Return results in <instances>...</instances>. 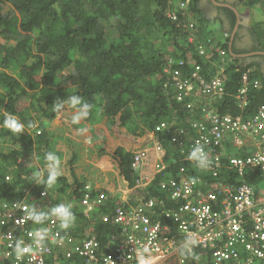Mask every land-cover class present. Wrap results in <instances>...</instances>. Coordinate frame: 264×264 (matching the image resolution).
<instances>
[{
  "label": "trees",
  "instance_id": "16d2710c",
  "mask_svg": "<svg viewBox=\"0 0 264 264\" xmlns=\"http://www.w3.org/2000/svg\"><path fill=\"white\" fill-rule=\"evenodd\" d=\"M181 2L185 0H0V202L22 198L26 190L31 193L30 199L48 191L49 209L60 203L73 205L76 221L66 234L81 239L92 231L102 244L100 254L111 251L115 242L110 238L118 226L103 222L102 217L113 218L119 200L116 195L95 205L90 216H86L81 202L89 183L87 175L76 174L74 166L71 169L73 184L63 175L53 187L46 188L35 183L33 173L45 166L44 154L47 152H54L62 160L64 151L56 149L55 133L50 128V123L61 113H54L52 105L57 99L79 94L93 108L86 120L72 125L77 131L88 126L86 124L91 125L97 141L95 158L109 155L124 180L134 187L137 175L132 168V153L121 146L112 152L107 150L105 130L115 136L117 131L124 129V133L142 137L153 132L162 121L177 125L185 122L187 128V119L191 118L189 110L180 105L171 89H164L163 80L159 78L170 57L168 43L177 51L176 57L193 56L208 78L228 73L223 82L224 93L209 97L220 114L242 115L245 119L257 114L264 101V55L238 58L231 55L236 12L232 8L218 7L220 14L209 18L201 0H193L187 14L194 13L199 28L194 42L189 43L190 32L179 20L174 21L167 15L169 9L173 11ZM241 2L249 9L264 4V0ZM215 20L227 22L230 37L225 44H220L225 55L214 53L212 44L206 43L207 51L201 56L197 48L202 41L213 39L208 24ZM241 33L242 30L236 33L234 54L264 52V21L250 27L251 40L242 42ZM219 41L222 43L220 38ZM247 73L248 85L244 81ZM255 80L262 83V88L254 87ZM245 87L248 104L240 109L237 96ZM5 112L16 115L25 124L22 134L12 133L3 126ZM63 112L72 116L74 110L65 108ZM29 123L34 126L27 127ZM98 124H104V128ZM67 136L58 135V143L63 141L73 146L70 157L73 165L80 160L81 150L74 147ZM178 142L173 144L171 135L162 133L157 140L145 143V151L154 150L155 145L165 149L158 152L159 162L166 158H174L176 162L137 198L144 203L153 199L155 207L147 209V214L169 224L171 218L164 211L178 212L181 201L171 200L168 192L161 189L164 181L179 177V170L184 166L185 176L201 178L205 191L212 190L217 180L209 170L197 168L195 162L188 159L189 155L186 161L190 163L183 161L182 151L188 143L183 136ZM34 153L40 156L39 162L34 159H31L33 165L19 162L21 157L31 158ZM223 162L218 179L232 185H251L259 195H264V180L257 170H247L245 177H240L229 168L227 159ZM9 175L12 178L7 181ZM90 196L93 198L95 194ZM134 200L131 197V201ZM195 254L199 259L186 258L188 264L203 262L201 258L205 257L199 251ZM79 262L74 260L76 264Z\"/></svg>",
  "mask_w": 264,
  "mask_h": 264
},
{
  "label": "built area",
  "instance_id": "2783aa9c",
  "mask_svg": "<svg viewBox=\"0 0 264 264\" xmlns=\"http://www.w3.org/2000/svg\"><path fill=\"white\" fill-rule=\"evenodd\" d=\"M195 36L189 40L193 42ZM221 55L225 51L216 49ZM200 53L204 54L205 49L200 47ZM177 63L176 68L166 67L164 73L166 86L170 84L176 88L177 99L185 101L193 93L202 96H213L217 93H224V80L228 73L208 78L203 74V67L191 58V63L181 60L172 61ZM188 65H191L189 67ZM245 84L248 85L249 76L244 75ZM254 87L259 88V81L254 82ZM247 87L243 88L238 98L246 104ZM192 108L191 104L187 105ZM204 124H195L200 132L191 143V149L197 143L204 147L209 153L212 165L208 169L216 183L213 189L205 191L201 186V178L186 179L184 177L170 180L162 185V189L168 192L173 201L179 202L186 199L178 212H167L166 216L171 218V224L163 219L154 220L147 214V209L155 207L154 201L139 208H116L113 218L102 217L103 222L123 226L124 238L120 239L117 234L112 240L115 247L107 253H101V242L93 233L78 240L56 229L55 218L43 225L50 230L51 235L60 233L63 243H57L49 239L46 241L47 252H29L23 258L17 260L12 250L14 248L17 229L22 231V238L25 244H32L30 233L41 227L34 225L27 219L28 207H20L18 204L10 206L4 204L0 210V248L6 239V247L0 249V260L10 259L12 264H47L52 259V264H61L60 259H72L75 256L86 264H170L174 256L179 257V246L190 234L197 240L193 251L200 252L203 262L201 264H264V196L256 193L254 187L248 184L232 185L221 178L223 162L218 152L222 142L228 134L233 135L237 146H243L242 135L254 137L258 144L257 150L247 156H235L229 158V168L234 170L240 177H244L247 170L258 171L264 179V101L260 104L257 114L244 119L242 116L231 114H220L214 107H204ZM163 127L165 125L163 124ZM177 139L175 138L174 141ZM147 154L141 152L136 157L135 166L142 165ZM158 172L164 167L157 164ZM184 172V168L181 169ZM141 185V183H139ZM101 201L105 196L100 197ZM101 203V202H98ZM84 204L90 209L93 205L90 195L84 199ZM21 210L22 215H17ZM163 214V213H162ZM9 224L10 229L3 230L2 227ZM35 226L30 228L29 225ZM132 230L129 231L128 230ZM60 237L56 239L59 240ZM180 264H188L186 258H180Z\"/></svg>",
  "mask_w": 264,
  "mask_h": 264
},
{
  "label": "clouds",
  "instance_id": "9594fccd",
  "mask_svg": "<svg viewBox=\"0 0 264 264\" xmlns=\"http://www.w3.org/2000/svg\"><path fill=\"white\" fill-rule=\"evenodd\" d=\"M203 1L204 0H201V4ZM222 1H224V0H215V2L226 5V6L217 5V3H215L213 0H208L209 5L213 9L215 8L217 12L211 13V12L206 11L207 16L209 18H215L217 15H219L220 13L218 12V7L232 8L234 11L236 10L238 13V14L236 13L237 14V23L239 25L237 32L239 30H242V33L240 34V36H242V39H244L245 37H249L250 36V27H252V26H249V28L245 26L244 22H245L246 18L239 11L237 5L239 3L240 5H238V6L240 8H241V6L245 7V10L247 11L248 19H250V18L254 19L253 14H255L256 12H261L262 16H264V4L262 5L261 11L254 12L256 7L261 6L260 4L249 9L244 5L243 2H241V0H228L226 2H222ZM237 1H238V3H236ZM242 1H244V0H242ZM193 3H194L193 0H185V2H181L179 5L176 4L174 6L173 11L169 9V11L167 13V15L172 20H174V21L179 20L180 23L182 24V26L184 27V29L190 32V35L188 37L189 43L194 42V41L190 42L189 38L192 35H194L196 38L197 37V30L199 28L194 13H192L191 15L187 14V11L190 9V7H191V5H193ZM258 16H259V18H255V20L253 21L254 25H257V23H259L260 21H264V17H261L260 14H258ZM212 23H214L216 25L217 24L221 25L220 27L222 29V36H223L224 40L220 39L222 41V43H219L220 42L219 38L214 35L213 39H210L209 41H202L197 48L198 54L201 56H205V53L204 54L200 53V47H203L205 49V52H206L207 51V47H205L206 43L212 44V47H214V50H215L214 53H216V54L218 53V55L223 56L219 52H216V49L220 48V44H225L226 40L229 39V37H230V34L227 33V30H228L227 22L222 23L221 20H215V21L211 22V24ZM237 23H236L235 27L237 26ZM241 26H243V29H241ZM234 30H235V28H234ZM235 36H236V34H235ZM231 39H232V36H231ZM230 44H231V42H230ZM171 46H172L171 44H169V43L167 44V50H169V53L170 52L171 53L169 54L170 57L168 58L167 65H165V67L163 68V71L160 74L159 78H162V80H163L164 89H166V91L171 89V91L174 94L175 99H177L176 88L170 84H167V86H166L167 75L164 73V70L166 67L176 68L177 63L176 64L172 63V61H174V60L175 61L184 60V61L188 62L189 64H192L191 58H193V56H189L187 54L186 58L176 57V55H174V54L177 51L174 48H170ZM220 49L224 51V49H222V48H220ZM256 52H258V51H256ZM249 53H253V52L250 51ZM181 54H179V55H181ZM207 59H209V56H207ZM196 62L198 63V61H196ZM188 66L191 67V65H188ZM249 73H250V71H249ZM255 81H259V80H255ZM254 82H253V85H254ZM259 83H260L259 88H262V83L260 81H259ZM238 96H237L238 106L240 109H244L248 104L247 96L245 95L246 96V104L245 105H243L242 100L240 98H238ZM210 99L211 98H209V96H202V95H199L198 93L191 94L190 97L187 98L185 101H179L177 99V101L180 103V105L183 108L189 110V112H190L191 118L187 119V123H188L187 128L185 127V122H180L177 125V124L169 122V121H165V122L162 121L156 125L155 130L153 132H151L145 136L138 137V138H143V139H141L143 142L139 145L134 146L133 149H131L132 147L128 148L124 145H118L117 146V147H119V146L124 147L127 151L131 152L133 155L132 168L134 170V173L137 175V179H136L134 187H130V185L124 180V177L121 175V172L118 169V167L116 166L115 161L112 160V158L109 155H106L100 159L95 158L96 156H94V155L89 156L86 160H89V159H92V160L95 159L96 160L95 162H92V165H90L96 174L97 173H103L102 169L104 170L105 167L108 165V163H110L111 165H114L116 167L115 170L117 171V173L119 174V176L122 179L120 180L121 181L120 185L116 183V187H115L112 185V183L111 184H103L104 188H102V187L96 188L93 185L94 182L89 181V183L86 185V187L84 189V191L86 193H85V196L81 202V206H83L85 209V215L90 216L91 212L94 210V209L89 210V207L84 204V199L86 198V196L91 195V194L92 195L95 194V196L93 198L90 196L93 205L102 204L104 201H106L107 199H109L111 197L110 195L114 194L119 199L117 201L116 208L123 207V208H128V210L132 209V208H139V206H141V205H146L150 201H154L153 199H151V200L144 203L143 201L139 202V200H137V198L140 196V194L142 192L147 191V188L153 183L154 179L157 176L163 175L164 171L169 169L172 166V164L174 163V158H170V159L166 158L164 163H161L157 160V157L155 156L156 151L155 150L145 151V144H143V143H146L145 141L148 142L151 139L157 140L159 135L162 133H169L171 135V142L173 144L179 143L178 141L183 136L184 139L187 141L188 145L182 151V156H183L182 160L186 161V156L189 155L188 159L195 162L197 168H199L200 170H208L212 165V160L210 159L209 153L206 152L204 150V147L201 146L199 143H197L195 146H193L192 149L190 147H191V143H193L194 140L197 137L199 138V136L201 135L200 132L195 128V124L196 125L204 124L205 117H204V113L202 112L203 108L204 107L213 108V106L210 102ZM188 104H191L192 108H188V106H187ZM65 108H69V109L74 110V112L71 116V123L72 124H79L81 121L86 120L89 117L90 112L93 108V105L91 103L87 102L86 100H84V98L82 96H80L79 94H72L70 96H67L65 99H57L54 102V104L52 105V111L54 113L65 114L66 112H63V110ZM240 116H242V115H240ZM163 124L165 125V127H163ZM3 126L8 128L12 133H15V134H22L25 131V124L22 123L16 115H14L12 113H8V112H5L4 120H3ZM33 126L34 125L31 123H29L27 125V127H29V128H31ZM90 127L92 128V126H90ZM79 131L81 134H85L88 132V128L82 127L79 129ZM106 131L107 130H105V136L107 137V139H106L107 141H105L106 142L105 144L107 145L108 144V138L110 136L116 137L117 133L115 136L110 135V133L108 135L106 133ZM122 131L123 132H118V134H124L125 130L123 129ZM175 138L177 139L176 141H174ZM233 138L234 137L231 134L226 135L224 141L222 142V146L224 143L229 142L230 139H233ZM242 139L244 141V145L246 143L252 149V153L245 154V155L242 154V155H237V156H247V155L253 154L257 150V144H258L257 140L254 137L246 136V135H242ZM59 144L60 143L57 142L56 149L59 150L60 152H62V150L59 147L60 146ZM67 145H69V144H67ZM244 145L242 146V148L244 147ZM68 148L70 149L68 151V153H71V155H72V148L73 147L68 146ZM221 149H222V147H219V149H218L219 153H220ZM161 151H165V149L162 147ZM141 152H145L147 154V158L145 161L142 159V165L140 167L135 166L136 157ZM71 155H70V157H71ZM220 155H221V161L223 162L225 157L221 153H220ZM70 157L68 159V164L71 166V168L74 167L75 165H78V162L81 161V160H78L76 163L74 162L73 165H71L70 164V160H71ZM230 158H232V157H230ZM31 159H34L37 162H39L41 158L39 155L34 153L33 156L31 157ZM225 159H227L228 165H229V162H230L229 158H225ZM19 162L27 164L23 159H20ZM44 162H45V166L40 168L39 170L35 171L33 173V177H34L35 183L37 185H43L46 188H51L56 184L58 178L64 175V172L62 169V161H61V158L58 155H56L54 152H47L44 154ZM186 162H188V161H186ZM188 163H190V162H188ZM157 164H160L164 167L163 169H161L160 172H158V169L155 168V166ZM223 164H224V162H223ZM182 168H185V166L180 168L179 177H177V178L170 177V179L164 181L162 183V185L164 183H167L170 180L179 179L182 177H184L186 179H190V178L185 176V174H184L185 169H184V172L181 171ZM150 171L152 172L151 176L148 175V173ZM110 172H112V171H110ZM109 173L107 171L108 177L110 175L113 176L112 173L116 174V172H112L110 174ZM118 174H116V176ZM87 175L89 177H93L92 173L87 174ZM98 176H102V174H98ZM11 178H12V176L9 175L6 177V180L9 181V180H11ZM102 180H103L102 177H100L97 182H100ZM191 182L195 183V179L193 178V180ZM139 183H141V185H139ZM162 185H161V189H162ZM254 189L256 191V188H254ZM163 191H165V190H163ZM256 193H257V191H256ZM30 195H31L30 191L26 190L25 196H23L22 198L12 199V200H4V201L0 202V210L3 208L4 204H10V206H13L14 204H18L20 207L27 206L28 207L27 219L31 220L34 225L41 226V227L37 228L35 231H33L32 233H30V235L32 236V244H27V245L25 244V241L23 239H21L22 238V236H21L22 231L20 229L15 230L16 231V234L14 235L15 246H14V248H8V249L13 251V254H15V257L17 260L22 259L24 254L29 253V252H33V251L41 252V253L47 252L48 248L46 247V241H48L49 239L53 240L54 242L60 243V244L63 243V237H60L59 232H57L55 235H51L49 228L43 227L44 224H46L47 222H50L49 220L55 218V220L57 221L56 229L59 231L61 230L63 233L65 232V234L69 229H71L74 226L75 221H76V216H75L74 212L72 211L73 205L71 203H60V204H57V205H55L49 209V202H48L49 201V192L48 191H43L38 196H34L32 199L29 198ZM102 195L105 196V199H103L101 201L100 197ZM260 196H264V195H260ZM131 197L135 198L136 200L131 201ZM168 197H169V195H168ZM180 201H181L180 202L181 206L186 204V199H182ZM98 202H101V203H98ZM16 214L21 216L23 213L21 210H19V211H17ZM33 224L32 225L30 224L29 227L30 228L35 227V226H33ZM120 227H122V232H123V226L120 225ZM8 229H10L9 224H7L6 226H3L2 230H1L2 231L1 234H5ZM3 230H5V233H3ZM129 231H132V230L129 229L128 232ZM91 233H92V231H91ZM70 236H72V235H70ZM57 237H60V239L57 240L56 239ZM81 239H78V240H81ZM4 243L7 245L8 241L5 239ZM196 244H197V240L194 238L193 235L190 234L188 237H186L184 239V241L179 246V254H180L179 257L174 256L170 260H168V262L170 264H172V261H174V259H176L174 264H180L179 260H180V258H183V257L198 260L199 256L197 254H195L193 251V248ZM6 245H3L2 247H4V246L6 247ZM2 247L0 249H2ZM75 259H77L76 256L74 258L68 259V260L65 259L64 257H61L60 262L66 261V264H76V263H74ZM49 260L50 259H48L47 264H52V262H53L52 259H51L50 263H49ZM3 263L12 264V261L10 259H1L0 264H3ZM141 264H144V262L141 261Z\"/></svg>",
  "mask_w": 264,
  "mask_h": 264
},
{
  "label": "rangeland",
  "instance_id": "374dc122",
  "mask_svg": "<svg viewBox=\"0 0 264 264\" xmlns=\"http://www.w3.org/2000/svg\"><path fill=\"white\" fill-rule=\"evenodd\" d=\"M236 3H238V1ZM238 5H240V4L238 3ZM238 5H237V7H238L239 11L246 18L244 24L248 28H249V26H252L255 18H259L258 14H260L261 17H264V16H262L261 12H256V11H261L262 5L255 8L254 12H256V13L253 14L254 19H251V18L248 19L247 11L245 10V7L241 6V8H240ZM208 27H209V32H213V34L215 36H217L221 40H224V38L222 36V29H221L220 25H218V24L216 25V24L212 23V24H208ZM244 39L251 40L252 38H250V36H249V37H245ZM170 48H173V47L171 46ZM70 116H71V113L60 114L54 121H52L50 123V128L54 131L53 134L55 133L54 140H56L58 142V135L68 134L67 138L74 141V142H72L74 147H77L79 150H81L80 151V154H81L80 160L81 161L78 162V165H75V168H76L75 173L87 175L85 172L88 170H91L92 171L91 173L93 174V176H95L96 173L91 168L90 165H92V162H95L96 160L95 159L86 160L89 156L93 155L95 143L97 145V141L94 140V136L92 134V128L90 127L91 125L89 126V124H86V125H88V126H85L88 128V132L85 134H81L72 125L71 120H70L71 119ZM81 122H83V121H81ZM95 126H97V125H95ZM98 127L104 128V124H98ZM106 133L109 135L108 131H106ZM116 133H117V136L116 137L110 136L108 138V144L105 145L106 149L109 150L110 152H112V150L117 148L118 145H124L128 148L132 147L131 149H133L134 146L139 145L143 142L141 140L143 138L135 137L130 133H129L130 135L127 133L126 134L125 133L124 134H118V131ZM64 137H66V136H64ZM145 142L147 143V141H145ZM143 144H145V143H143ZM59 145H60L59 146L60 149L62 151H64L63 157H62V169H63L64 175H66L69 179V182H71V184H73L74 178L71 174V169L73 167L71 168V166L68 164V159L71 155V153H68V151L70 150L68 148V146H70V144L67 145L63 141H61ZM71 147H73V146H71ZM5 151H7V150H5ZM20 159H23L27 164H32V165L34 164V162L31 160V158H29V156L28 157L24 156V157H21ZM115 169H116V167H115ZM110 173H112V172H110ZM112 174H113V176L110 175L111 178L116 176V174H114V173H112ZM87 177H88L89 181H91V182L97 181V179L89 177L88 175H87Z\"/></svg>",
  "mask_w": 264,
  "mask_h": 264
},
{
  "label": "crops",
  "instance_id": "0c3cea01",
  "mask_svg": "<svg viewBox=\"0 0 264 264\" xmlns=\"http://www.w3.org/2000/svg\"><path fill=\"white\" fill-rule=\"evenodd\" d=\"M237 151V152H236ZM234 154H233V153ZM220 153L225 157V158H230V157H234V156H237V155H242V154H250V153H252V149L245 143V145H244V147L242 148V146H237L236 145V143L234 142V140L233 139H230V141L229 142H227V143H224L223 144V146H222V149L220 150ZM230 153H232V154H230ZM232 155V156H231ZM62 161V160H61ZM162 163H164V162H162ZM105 170V171H104ZM102 169V172L103 173H97L96 174V176H93L92 178H94V179H97V181H98V179L100 178V177H102V181H100V182H94L93 183V185H94V187H96V188H99V187H102V188H104V186H103V184H111L112 183V185L113 186H115L116 187V183L117 184H121V177L119 176V174L117 173V171L115 170V166L114 165H111L110 163H108V165L105 167V169ZM107 171H108V173L110 172V171H112V172H116V174H118L117 176H115V177H108V175H107ZM151 171L148 173V175L149 176H151ZM98 174H102V176H98ZM115 234H117L118 235V237H121L120 239H122V238H124L125 237V234H123V232H122V227H120V226H118V228L116 229V231H115ZM115 234H113V235H115ZM113 235L111 236V240H112V237H113ZM123 235H124V237H123ZM175 260L176 259H174V261H172V264H174V262H175ZM80 261V260H79ZM61 264H66V261H62L61 262ZM78 264H86L85 263V261L83 260V261H80Z\"/></svg>",
  "mask_w": 264,
  "mask_h": 264
},
{
  "label": "water",
  "instance_id": "95a60500",
  "mask_svg": "<svg viewBox=\"0 0 264 264\" xmlns=\"http://www.w3.org/2000/svg\"><path fill=\"white\" fill-rule=\"evenodd\" d=\"M213 1L215 2V0H213ZM215 3H217V2H215ZM217 5H223V4L217 3ZM223 6H226V5H223ZM235 11H236V10H235ZM236 13H237V11H236ZM237 14H238V13H237ZM238 27H239V25H238V23H237V26L235 27V30L233 31L232 39H231V44H230V52H231V55H232L233 57H235V58H238L239 56H240V57H246V56L249 55V54H250V56H253V55H256V54H262V55H264V52H263V51H261V52H253V53L244 54V55H237V54H234V53H233V43H234V40H235V34H236L237 30H238Z\"/></svg>",
  "mask_w": 264,
  "mask_h": 264
},
{
  "label": "flooded vegetation",
  "instance_id": "af4514ba",
  "mask_svg": "<svg viewBox=\"0 0 264 264\" xmlns=\"http://www.w3.org/2000/svg\"><path fill=\"white\" fill-rule=\"evenodd\" d=\"M226 1H228V0H224V1H222V2H226ZM202 5H203V8L205 9V11H207V12H214V13H216L217 11H216V9L214 8H212L210 5H209V3H208V0H204L203 2H202ZM245 40V41H244ZM242 42H247V39H242Z\"/></svg>",
  "mask_w": 264,
  "mask_h": 264
},
{
  "label": "bare ground",
  "instance_id": "6f19581e",
  "mask_svg": "<svg viewBox=\"0 0 264 264\" xmlns=\"http://www.w3.org/2000/svg\"><path fill=\"white\" fill-rule=\"evenodd\" d=\"M153 149L157 152V154L155 155L156 157H157V155L159 154L158 152H159V150L161 149L160 147L158 148V146H154L153 147ZM237 152V151H236ZM233 153V152H232ZM232 153H230V154H232ZM234 154V153H233ZM232 156V155H231ZM158 157H160L159 155H158ZM158 161H159V159H158ZM176 162V160L174 159V163Z\"/></svg>",
  "mask_w": 264,
  "mask_h": 264
}]
</instances>
